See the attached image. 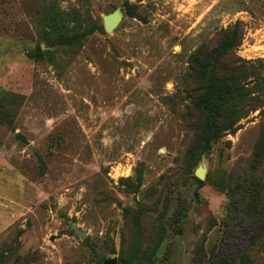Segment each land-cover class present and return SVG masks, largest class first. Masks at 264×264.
<instances>
[{"label": "rangeland", "instance_id": "374dc122", "mask_svg": "<svg viewBox=\"0 0 264 264\" xmlns=\"http://www.w3.org/2000/svg\"><path fill=\"white\" fill-rule=\"evenodd\" d=\"M233 30L247 116L192 156L195 60ZM262 130L264 0H0V264L233 261L251 211L229 188L264 187Z\"/></svg>", "mask_w": 264, "mask_h": 264}, {"label": "trees", "instance_id": "16d2710c", "mask_svg": "<svg viewBox=\"0 0 264 264\" xmlns=\"http://www.w3.org/2000/svg\"><path fill=\"white\" fill-rule=\"evenodd\" d=\"M241 39L242 33L233 30L213 50L209 59L198 58L195 60L196 67L193 77L199 84V89L195 88L194 90H198L199 93L191 95V102L198 112H201L203 120L199 119L195 122L194 128L197 135L191 149L192 156L200 151L209 150L211 143L218 139L222 133L233 132L238 129L237 123L247 116L246 113L245 116H242L241 109L237 106L240 98L242 99L246 92L249 93L246 86L250 85L251 81L248 83L246 79H238L231 69L229 70L230 74H227V64H225L230 56V51L240 45ZM208 72L210 73V82L211 80L214 82L203 85L202 80L205 79ZM263 155L264 130L260 134L251 157L253 167L261 162ZM229 190L234 194V209L239 211V207L243 206L246 212L251 211L248 215L251 217H243L234 230L235 233H238L236 235L237 241L244 240L245 242V253L243 252V255L234 258L233 261L220 258L217 264H264V258L257 260L251 258V256H256V252L264 243V187L251 173L244 172L238 176L237 182L233 186L230 185ZM255 196L263 199L256 201ZM121 264H131V262L122 259ZM148 264L154 263L149 260Z\"/></svg>", "mask_w": 264, "mask_h": 264}, {"label": "water", "instance_id": "95a60500", "mask_svg": "<svg viewBox=\"0 0 264 264\" xmlns=\"http://www.w3.org/2000/svg\"><path fill=\"white\" fill-rule=\"evenodd\" d=\"M122 13L119 9L113 11L110 14L104 15L103 16V27L104 30L107 33H111L113 32L118 25L120 24L121 20H122ZM203 171L202 169H198L196 171V174L199 178H204V171L203 173L201 172ZM73 230L78 234V236L83 239L85 237L84 233L80 232V230L76 227V226H72ZM103 264H118V261L116 258L111 259V260H105L103 261Z\"/></svg>", "mask_w": 264, "mask_h": 264}, {"label": "bare ground", "instance_id": "6f19581e", "mask_svg": "<svg viewBox=\"0 0 264 264\" xmlns=\"http://www.w3.org/2000/svg\"><path fill=\"white\" fill-rule=\"evenodd\" d=\"M203 173V171H201Z\"/></svg>", "mask_w": 264, "mask_h": 264}]
</instances>
